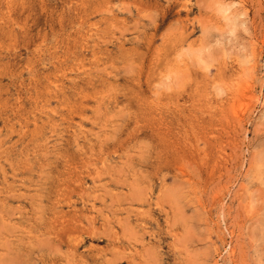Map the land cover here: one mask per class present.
Returning <instances> with one entry per match:
<instances>
[{"label": "rangeland", "instance_id": "obj_1", "mask_svg": "<svg viewBox=\"0 0 264 264\" xmlns=\"http://www.w3.org/2000/svg\"><path fill=\"white\" fill-rule=\"evenodd\" d=\"M0 264H264V0H0Z\"/></svg>", "mask_w": 264, "mask_h": 264}]
</instances>
